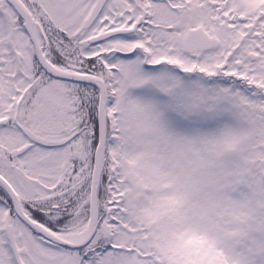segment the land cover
<instances>
[{
    "label": "snow or ice",
    "instance_id": "6c2138e0",
    "mask_svg": "<svg viewBox=\"0 0 264 264\" xmlns=\"http://www.w3.org/2000/svg\"><path fill=\"white\" fill-rule=\"evenodd\" d=\"M0 264H264V0H0Z\"/></svg>",
    "mask_w": 264,
    "mask_h": 264
}]
</instances>
